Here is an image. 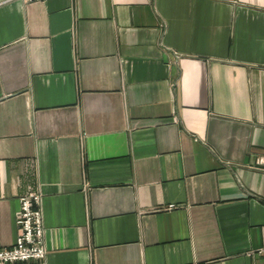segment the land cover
Returning a JSON list of instances; mask_svg holds the SVG:
<instances>
[{
  "label": "crops",
  "instance_id": "1",
  "mask_svg": "<svg viewBox=\"0 0 264 264\" xmlns=\"http://www.w3.org/2000/svg\"><path fill=\"white\" fill-rule=\"evenodd\" d=\"M10 264H264V0H0Z\"/></svg>",
  "mask_w": 264,
  "mask_h": 264
},
{
  "label": "built area",
  "instance_id": "2",
  "mask_svg": "<svg viewBox=\"0 0 264 264\" xmlns=\"http://www.w3.org/2000/svg\"><path fill=\"white\" fill-rule=\"evenodd\" d=\"M41 202L42 194L38 187L30 188L19 196V211L16 215L19 232L10 246L0 244V264L29 260L43 261L46 245Z\"/></svg>",
  "mask_w": 264,
  "mask_h": 264
}]
</instances>
